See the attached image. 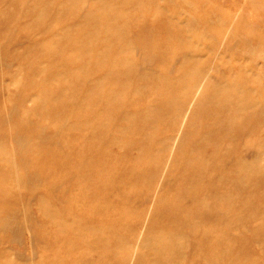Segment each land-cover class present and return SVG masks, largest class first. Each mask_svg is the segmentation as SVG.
I'll list each match as a JSON object with an SVG mask.
<instances>
[{
  "label": "rangeland",
  "instance_id": "rangeland-1",
  "mask_svg": "<svg viewBox=\"0 0 264 264\" xmlns=\"http://www.w3.org/2000/svg\"><path fill=\"white\" fill-rule=\"evenodd\" d=\"M0 264H264V0H0Z\"/></svg>",
  "mask_w": 264,
  "mask_h": 264
}]
</instances>
